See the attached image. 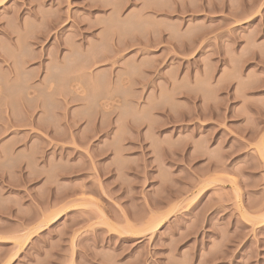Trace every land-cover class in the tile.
Wrapping results in <instances>:
<instances>
[{
    "label": "rangeland",
    "instance_id": "obj_1",
    "mask_svg": "<svg viewBox=\"0 0 264 264\" xmlns=\"http://www.w3.org/2000/svg\"><path fill=\"white\" fill-rule=\"evenodd\" d=\"M0 264H264V0H0Z\"/></svg>",
    "mask_w": 264,
    "mask_h": 264
}]
</instances>
